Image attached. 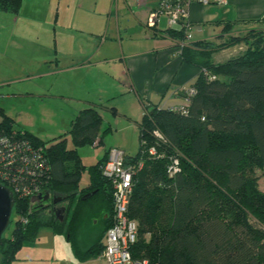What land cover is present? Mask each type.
<instances>
[{"label": "trees", "instance_id": "16d2710c", "mask_svg": "<svg viewBox=\"0 0 264 264\" xmlns=\"http://www.w3.org/2000/svg\"><path fill=\"white\" fill-rule=\"evenodd\" d=\"M22 1L0 0V10L16 14ZM231 26L227 22L224 31ZM168 33L184 41L183 30ZM241 43L246 48L238 56L213 61L215 52ZM180 55L200 69L188 113L146 104L139 150L125 155V164L135 165L129 216L138 222V239L132 258L151 264H264V188L256 175L257 168L264 169V25L220 43L185 42ZM0 116V132H16L42 148L49 165L41 198L15 196L0 264H14L41 227L65 235L78 260L98 257L113 224V187L102 170L110 150L87 168L78 148L101 142L108 131L99 109L81 110L66 133L48 141L15 126L1 107ZM153 146L155 156L148 152ZM173 158L179 170L170 175ZM85 170L89 182L81 185ZM58 197L66 204L64 221L47 205ZM95 220L101 227L91 233L88 225Z\"/></svg>", "mask_w": 264, "mask_h": 264}, {"label": "crops", "instance_id": "0c3cea01", "mask_svg": "<svg viewBox=\"0 0 264 264\" xmlns=\"http://www.w3.org/2000/svg\"><path fill=\"white\" fill-rule=\"evenodd\" d=\"M157 4L158 0H23L16 14L0 10V70L5 66L6 71H12L0 75V95L4 86L11 85L12 94L77 103L79 109L72 114L71 122L81 110L91 106L99 109L102 118L103 111L116 114L120 111L118 99H126L129 108L120 112L138 127L140 146L139 124L144 106L187 104L180 89L194 85L200 74L198 67L183 61L178 51L182 41L168 33L171 29L166 17H161L156 26H149L151 11ZM121 13L133 16L136 34L130 24L122 26ZM190 19L193 43H220L228 35L263 26L264 0L194 3ZM227 22L232 24L229 32L224 31ZM207 24L217 29L214 35H206ZM233 47L215 52L213 61L225 62L241 54L246 46L241 43L225 57L220 56L227 60L216 61L218 54ZM43 67L45 70L41 71ZM52 74H74L76 81L95 74L94 86L91 93L78 94L71 85L57 86L47 81ZM22 83H26L22 90L13 87ZM102 142L94 144L99 146ZM113 148L119 149L108 147L105 151ZM120 150L129 154L127 149ZM32 245L27 246L28 251L34 250L35 241ZM62 251V255L55 251L51 264H107L101 254L78 260L69 242Z\"/></svg>", "mask_w": 264, "mask_h": 264}, {"label": "built area", "instance_id": "2783aa9c", "mask_svg": "<svg viewBox=\"0 0 264 264\" xmlns=\"http://www.w3.org/2000/svg\"><path fill=\"white\" fill-rule=\"evenodd\" d=\"M214 0H158L152 9L149 26L154 27L161 16L167 18L170 29L183 30L184 41L193 39V23L190 19V7L194 3L207 5ZM180 42L178 51L181 52L185 42ZM205 75L210 76L207 71ZM187 104L172 105L167 108L187 114V106L191 98L196 95L195 86L181 88ZM145 112V111H144ZM153 134L160 140H165L159 129ZM152 156L157 155L155 147L148 150ZM104 175L113 187L114 212L113 224L106 231L104 248L101 252L107 264H151L148 259L135 260L132 258L131 247L138 239V222L129 216V205L133 192L135 165L125 164L124 151L113 148L108 160L102 166ZM179 170V160L172 159L168 172L170 175ZM49 165L42 154V148L33 145L29 140L17 136L16 132L9 135L0 132V183L8 187L14 196L20 198H34L43 191V180L48 178Z\"/></svg>", "mask_w": 264, "mask_h": 264}, {"label": "rangeland", "instance_id": "374dc122", "mask_svg": "<svg viewBox=\"0 0 264 264\" xmlns=\"http://www.w3.org/2000/svg\"><path fill=\"white\" fill-rule=\"evenodd\" d=\"M165 17V16H161ZM160 17V18H161ZM120 23L131 25L136 29V22H133L134 18L132 15L120 14ZM119 19V20H120ZM129 19V22L127 21ZM116 22V21H115ZM216 28L212 25H206V35H214ZM136 34V32H135ZM239 45V44H238ZM238 45L231 48L230 50L220 53L216 56V61H225L226 58H220V56H226L225 54L238 48ZM246 47L243 49L245 50ZM229 57V56H228ZM221 59V60H219ZM2 73L8 74L12 71H6L5 66ZM45 70V67L41 68ZM15 71V70H14ZM19 73L21 70H19ZM52 74L47 81H51L55 85H71V88L75 89L78 94L81 92L89 91L91 93L93 89V80L95 74H89L88 78L82 81H76L74 74ZM93 76V77H92ZM102 80L105 82L104 76ZM26 86V83L16 84L13 87L22 90ZM2 88V87H0ZM6 89H1L3 95H0V107L6 116L10 117L14 122L15 126L26 129L33 134L37 135L42 140L48 141L63 135L65 130H69L72 119V114L75 113L76 109H79L76 104L71 105L67 100L60 99L57 101H47L43 99H37L32 96H24L19 94L11 93V85L4 86ZM9 90V91H7ZM7 91V92H6ZM125 98V97H124ZM120 100V101H119ZM126 99H118L119 110L129 108V103ZM116 114L112 111H103V127L108 128L103 135V142L97 146L95 144L85 145L78 148L79 154L82 159V163L88 168L91 165L96 164L104 155L105 149L108 147H118L119 149H127L129 154L135 155L139 149V129L134 122L131 123L122 112ZM135 115V114H134ZM74 117V116H73ZM1 120V116H0ZM129 124H132L129 125ZM65 129V130H64ZM69 146H72L71 140H69ZM256 175L259 177V186L261 189L264 188V169H256ZM89 182L88 171L85 170L82 174L81 185H86ZM61 205L66 206L65 203ZM92 224V225H91ZM101 224L97 220L89 223L88 231L94 232L99 230ZM13 225L7 229L5 236H9ZM67 238L65 235L55 232L50 227H41L37 234L35 241L34 250L28 251L27 246H33L32 242L25 244L19 251L18 259L14 261L15 264H51L52 257L55 255H62V248L64 244H67Z\"/></svg>", "mask_w": 264, "mask_h": 264}, {"label": "water", "instance_id": "95a60500", "mask_svg": "<svg viewBox=\"0 0 264 264\" xmlns=\"http://www.w3.org/2000/svg\"><path fill=\"white\" fill-rule=\"evenodd\" d=\"M92 195V193L86 194L85 198ZM38 198L42 197V194L37 195ZM50 195L44 196L45 200H48ZM15 196L13 192L6 186L0 183V246L3 243V237L7 229L9 228L12 220V213L15 206ZM62 198L58 197L54 199L55 204L61 203ZM56 217L60 221H64L67 215V208L63 205H56L53 208Z\"/></svg>", "mask_w": 264, "mask_h": 264}, {"label": "flooded vegetation", "instance_id": "af4514ba", "mask_svg": "<svg viewBox=\"0 0 264 264\" xmlns=\"http://www.w3.org/2000/svg\"><path fill=\"white\" fill-rule=\"evenodd\" d=\"M54 199H55V198H51L50 200H52V201L49 200V203H47L48 207L50 208L49 210H51L52 207H55L56 205H61V204H62V201H61V203H59V204H55V203H54Z\"/></svg>", "mask_w": 264, "mask_h": 264}]
</instances>
